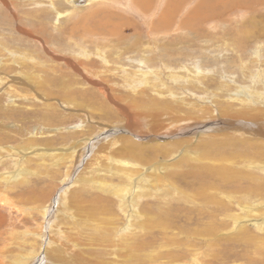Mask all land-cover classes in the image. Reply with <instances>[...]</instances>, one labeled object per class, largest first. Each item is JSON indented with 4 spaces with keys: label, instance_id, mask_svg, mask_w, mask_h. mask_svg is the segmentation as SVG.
<instances>
[{
    "label": "rangeland",
    "instance_id": "obj_1",
    "mask_svg": "<svg viewBox=\"0 0 264 264\" xmlns=\"http://www.w3.org/2000/svg\"><path fill=\"white\" fill-rule=\"evenodd\" d=\"M3 1L6 5H0V22H3L0 24V59L4 61L15 54L25 60L15 57L16 64L11 60L4 62L7 67H3L1 72L7 73L8 66L13 65L11 76L20 72L27 77H35H30L29 85L0 84V175L10 177L7 181L0 180V194L5 192L10 201L28 207L43 206L44 216L41 217L38 211L24 214L15 205H3L0 200V240L11 233H39L40 226L41 238L37 237L36 241L27 239V243L37 244L36 249L28 252L31 246L26 250L29 263L39 256L44 257L41 264L51 262L45 254L42 255L51 224H47L48 219L44 217L49 208L55 212L59 203H63V206L67 205L64 212L67 214L62 210L60 212L67 217L72 232L78 225L79 228L82 224L87 226L82 227L84 236L81 231L75 237L66 235L64 239L67 237L81 244L84 237L103 235V242L98 247L83 241L81 245L85 246L80 251L78 246L71 244L69 248L65 247L72 250L63 254L67 261L73 258V253L79 252L82 255L79 262L94 264H125L127 259H130V264H184L195 256L200 264H264V171L247 165L254 162L251 159L253 156H258L259 152L254 148H242V145L235 148L241 149L242 161L237 160L231 165L228 174L233 179L227 176L228 182L212 181L216 187L213 185L215 188L211 189V194L214 197L208 202L194 198L196 191L193 190L187 192L190 200L186 201L179 195V199L168 200L158 191L148 197L140 196L137 205L134 199L131 200L125 210L121 207L120 197H107L80 180L82 175H86L82 169L87 157H81L76 174L67 177V165L56 172L49 158L42 161L33 156L38 148L45 149L44 144L63 151L65 145L75 142L94 150L96 145L104 144V140L99 143L92 141L106 137L107 128L116 127L117 124L113 123L122 120L117 106L133 101L146 109L150 106L149 102L169 101L172 104L175 98L178 101L174 106L177 107L182 98L187 102L189 100L190 104L207 108L216 117L220 107L242 110L241 106L245 103L250 101L252 105L254 98L248 100L247 97L250 90L264 94V0H172L170 11H166V15L170 16L169 22L162 29V26L156 28V24L166 0H146L148 13L135 0H92L89 3L85 0ZM232 2L233 7L230 6ZM83 50L87 53L86 58L81 55ZM102 57L108 64L103 63ZM76 64L91 68V74L104 84L105 92L91 80L92 76H87ZM260 72L262 75L258 81H253ZM17 77L23 80V77ZM177 112L173 110V113ZM179 112L193 114L190 107ZM108 122L113 123L110 125ZM258 135L264 138V134ZM68 136H71V141ZM250 137L254 138V135ZM175 139L178 140V137ZM202 139L203 143H207L206 149L199 147L200 139L195 138L169 149L171 154L168 157L161 152L156 156L158 150L155 149L156 144L162 145L169 140L167 131L151 142H145L146 148L140 150L148 159V163L143 165L144 183L150 182L151 178L147 175L150 173L153 179L160 175L165 182L161 183L162 186L173 190L181 189L184 183L192 188L198 179L211 182L216 177L211 172L215 159L208 154L213 151L231 152L233 148L228 144L249 138L236 134L229 139L221 136L215 145L209 143V139ZM254 141L259 142V139ZM116 143L114 148L110 144L107 151L118 148L120 142ZM29 145H36L35 149L30 147L31 153L23 155L20 162L35 173L22 179L17 174L21 164L16 160L20 155L14 154V150L25 152L28 149L22 147ZM232 170L239 172L241 177H233ZM103 175L116 185L121 181L111 173ZM139 185L136 184L133 195L137 192L141 194ZM72 191L76 192V196L70 194ZM234 202L240 203L242 208L251 202L253 207L259 208L256 217L240 223L247 210H238ZM218 205H223V209H212ZM91 212H94L95 218L90 219V225L88 221L84 222V216ZM215 213L217 220L214 223L222 222L223 227L213 235H204L200 230L209 225L206 221ZM233 218H237L236 221H232ZM190 221L194 222L191 224ZM164 222L172 225L165 231ZM65 225L68 226L67 223ZM239 226L244 228L239 231ZM120 230L129 233L127 240L131 249L127 253L118 238ZM247 230L251 233L249 236L242 233ZM132 233L133 236L129 237ZM15 236L16 239L5 244L0 241V248L4 246L20 251L19 236ZM110 253H116L118 259H113ZM94 254L95 257H91Z\"/></svg>",
    "mask_w": 264,
    "mask_h": 264
},
{
    "label": "bare ground",
    "instance_id": "obj_2",
    "mask_svg": "<svg viewBox=\"0 0 264 264\" xmlns=\"http://www.w3.org/2000/svg\"><path fill=\"white\" fill-rule=\"evenodd\" d=\"M85 1H87L89 3V1H92V0H85ZM135 1L138 3V5H140L142 7L141 9L145 13L149 12L147 10V6H146L147 4H145L146 0L145 1L135 0ZM135 1H134V3H135ZM251 1H253V0H251ZM227 4H230V2L229 3L227 2ZM235 4H242V3H235ZM0 5H6L5 1L0 0ZM138 5H137V7L140 8V6H138ZM170 5L172 6V0H166L165 6L162 9V13L159 15L158 23L156 24L157 25L156 28H160V26H162L161 27V29H162L169 22L170 16L166 15V11L167 12L170 11V8H169ZM245 5H246V3H245ZM230 6L233 7L234 3L231 4ZM57 16H60V14L57 13ZM0 24H3V22L2 23L0 22ZM81 55L84 56L85 58L87 57V53L84 50L81 52ZM15 57H19L20 60H22V59L25 60L23 56H17L15 54H13V56L11 58L10 57L5 58L6 60H4V58H2L4 61H2L0 59V84H3L2 82H10V84H12V85H15L16 83H19V84L22 83V84L29 85L28 84L29 80L31 82L30 77H35V76L27 77V75H24V74L19 72L18 75L17 74L16 75L23 77V80H19V79H17L19 77H17L16 75L15 76L10 75V73H12L14 70L12 67L13 65L12 66L9 65L7 73L2 74L1 70L3 69V67H7V65L4 62L11 60L10 62H13V64H16L17 62L15 60L16 59ZM101 59L103 60L104 64H108V61L106 60L105 57H102ZM142 61H143V59H142ZM76 65L79 66L81 69H83L82 71L87 76H90V77L92 76L91 80L94 81V83L100 87V90L102 92H105L106 89H105L104 84L102 85L101 83H99V81L96 80L97 77L91 74V72H90L91 68H87L85 66H82L81 64H76ZM139 67H141V66H139ZM137 68H138V66H137ZM75 69H77V68H75ZM143 73L145 74V72H143ZM143 73H141V74H143ZM150 74H151V72H150ZM261 75H262V72H260V74H258V75H255L254 76L255 79H253V81H258V79ZM197 77H199V75H197ZM175 78H178V77L175 76ZM141 79H143V78H141ZM139 80L137 79V81H139ZM137 81H136V84H137ZM134 82L132 81V83H134ZM132 90L135 92V88H133ZM8 92L11 93V91H8ZM241 96H243V92H242ZM247 97H248V100H249V98H250V100L254 98V102L252 105L249 101L248 103H245L244 105L241 106L242 110L235 109L234 107L231 110H227L223 107H220V110L217 112V115H218L217 117L214 114H212V111L208 110L207 108L205 109V107H202L201 105L200 106L195 105L194 103L190 104V103H188L189 100L187 102L186 100H184L182 98H180V104H177L178 108L176 106H174L175 101H178L177 98H175L174 102L172 100V104L169 101L159 102V101L155 100V101L149 102L150 106L147 107L146 109L140 108L139 105L137 103H135L134 101L132 103H127L128 105L126 104V105L121 106V107H119V105H118L117 106V108H118L117 113L120 117H122V120H120V123H113L114 121L110 122L111 124L112 123L117 124V126L116 127H108L107 131L105 132L106 134H108L106 137L102 136L101 137L102 139H100V137H99L98 139L96 138L97 141H96V139H94L92 141V143H94V142L99 143L100 141L104 140V144L96 145L94 150H93L92 148L88 147V145L83 146V145H81L82 143H79V145H78V143L72 142L74 144H71L69 146L64 144L65 149H62L63 151H57L56 149L51 148L50 145L47 146L46 144H44L45 149L38 148L36 150V155H33V156L42 159V161L45 158H49L50 161H52L50 163L51 167L53 166V168L56 170V172H59L62 167H65L67 165L66 166V176L67 177H68V175L74 176L76 174L75 169H77V166H79L80 163L82 162V161L79 162L81 157H83V158L87 157V159L85 160V163L83 164L84 169H82V170H84V172H86V175H82L80 173V175H82L81 176L82 178L80 180H82L85 183V185H88V187L91 188L92 190L103 193V195L105 194L107 197H112V196L120 197L119 199L121 202V207L122 206L124 207L123 210H125V207L126 208L129 207V205H130L129 202L131 200L134 199L133 202L135 204L136 203L138 204L140 196L148 197V196H151L152 194H156L158 191H160L159 195H162L163 198H168V200L172 201V200L179 199V198H177V196L179 195V196H181L180 199H183L186 201V200H190L187 192L193 190V191H196V193L193 195L194 198H198V200L208 202L214 197L211 194V189L216 187L215 184H213L215 187L212 185V181H214L215 179H219L222 182L225 180L228 182L229 179L227 178V176L230 178V174H228V173L231 169V165L234 164V162L237 160L242 161L243 157L239 154L241 152V149L236 150L235 148L237 146L242 145L241 146L242 148H243V146H247L248 148H254L256 151H258L259 152L258 156L257 157L253 156V158H251L254 160V162L251 161L247 165H249L252 169H257V171H260V172L264 171V138L261 137L260 135H258V134H264V131H263L264 130V94L250 90L247 93ZM111 100L112 99H110V101ZM185 107H187V108L190 107V109L193 111V114H188V113L183 114V112L182 113L179 112L180 109H183ZM173 110H178V112L173 113ZM207 111H208V113H207ZM188 112H190V111H188ZM169 116H170V118H169ZM165 119H166V121H165ZM110 123L108 122L107 124H110ZM165 131H167V133H168L169 140L166 141V143H164L162 145L156 144L155 149L158 150L156 156H159L160 152H161L164 156L168 157L171 154V152H169V149L174 148L177 145L179 146L180 144L181 145H184V143L187 144L195 138L198 140L200 139L199 147L202 146L201 147L202 149L207 148V145H205L207 143H205V142L203 143L202 138H206L205 140L209 139L208 142L213 144V145L217 144V142H218L217 140L221 139V136L223 138L229 139L233 134H236L240 137L243 136V137H247L249 139H246V140L242 139L243 141L242 140L241 141H232V142L229 141L232 144H228V146L231 145V148H233L231 152H221V153L216 152V153H214V151H213V152H210V154H208V156H211V159L212 158L215 159L212 161L214 164V168H213L214 170L212 169L211 172L216 174V177H213V179H211V182H208L204 179L203 180L198 179V181L194 184L195 187H194V185H192L191 186L192 188H189V187H187L186 183H184V185H183V187H181V189L173 190L171 188H167V187L162 186V184H164L165 182L162 180L160 175L157 178L153 179V177H152L153 175L151 173L147 174L148 178H151L150 182H148L147 184L144 183L145 178L142 177V175L144 174L143 173V171H144L143 167H145L143 165H146V163H148V159L146 157H144L142 155V153H140V150H142L143 148H146V147H144L145 144H147L145 142H151L153 139L157 138L162 132H165ZM252 132H254L255 134H253ZM81 133H83V132H81ZM105 133H103V134L105 135ZM253 135H254L255 139L250 137ZM175 137H178V140L177 139L174 140ZM70 138H71V136H68L69 141H71ZM105 138H108V139H105ZM139 139L142 141H140ZM257 139H259V142L254 141ZM79 142H81V141H79ZM116 142H120V146H118V148H116V149H113L111 152H108L109 151V150L107 151L108 146L111 144V147H113L117 144ZM90 143H91V141H90ZM224 143H227V142H224ZM89 145H91V144H89ZM35 146L36 145H29L26 148L22 147V149H24V150L28 149L25 152H23V150L19 151V152L16 151L17 149L14 150L15 151L14 154L20 155V158H18L19 160H16L17 163L21 164L20 171L17 174L22 176L21 177L22 179L24 177H26V175H28V174H31V173L34 174L35 173V171H33V169L28 168L26 166H23L22 165L23 162H20V160L23 159V155L31 153V151H29L30 147H31V149H33V148L35 149ZM84 148L86 149V151H81ZM91 153H93V155L89 159L88 157H90L89 155ZM184 156H186L185 152H184ZM221 163H224V164L220 165ZM42 166H44V165H42ZM157 166H159V165H157ZM155 168L157 169V167H155ZM156 169H154V171ZM80 171H81V169H80ZM108 173H111L112 176L118 177L121 181L123 180V182L121 183V181H120L119 184H117V185L114 184L113 182H111V180L109 181L108 179H106V176L103 175V174H108ZM241 173H244V172H241ZM13 175L14 174H12L10 176H13ZM244 175H247V174L244 173ZM112 176H111V178H114ZM232 176L233 177L235 176L236 178L241 177L240 173L236 172L235 170H232ZM247 176H250V175H247ZM230 179H233V178L231 177ZM0 180H2V181L6 180L7 181V180H10V177H7L6 174H2V175H0ZM247 181H249V180H247ZM10 183H12V180ZM136 184L137 185L140 184L138 188H139V192L141 194H138V192H137L136 195H133ZM78 192H79V190H78ZM253 193L251 192V194H253ZM70 194H72V196H76V192H74V191H72ZM174 194H175V196H174ZM29 196H31V195L29 194ZM43 197H44V195H43ZM45 199H46V197H45ZM0 200L2 201L3 205H6V204H8L10 206L15 205L24 214L30 215V214H33L34 212L38 211V212H40L41 217L44 216V213L42 212L43 206H41L39 208L34 207V206L28 207L25 204L18 203V202L16 203V202H13L12 200L10 201L5 192H3L2 195L0 194ZM67 200H69V199H67ZM65 202L66 201H64V203ZM180 202L182 203V201H180ZM233 204H236V206L238 207L237 208L238 210H242V211L247 210L243 214L244 216H242L241 220L239 221L240 223L245 222V221H243L244 219L249 220V219H252L253 217H256V211L259 210L258 207H253V204L251 202L248 206H245L244 208L241 207L242 205L240 203L238 204V203L234 202ZM177 205L178 204H176V206ZM19 206H21V207L23 206V207L21 208ZM61 206L63 208H60ZM66 206H67L66 204H64V206H63V203H59V207L55 210V212H57V213H55L52 208L48 209L47 216L45 213L44 218L46 220L48 219L47 224H50V223L51 224L49 225V231H48L46 238H45V241L47 239V243L43 249L44 252L42 253V255L45 254L47 259L50 258L51 262L47 261L46 262L47 264H50V263H53V264H94V263H89V262H85V263L79 262L82 259V255H79V252L77 254L73 253L71 256L73 258H71V260L69 259L70 261H67V259L65 257H63V254L65 251L66 252L72 251L71 249H65V247L69 248L70 244L73 247L78 246L79 251H80L83 249L81 247H84L85 244H88L89 246H97L98 247L99 244L103 242V235H101V234H98L99 236L98 235L93 236L92 238L84 237V239L82 241L85 242V244L83 246L81 245L82 241L80 242L81 244L75 243L76 240L70 241L69 240L70 238H67L68 235H71V236L72 235L74 236L76 234L79 235V232H81L83 229L82 227H85L86 225L82 224L81 228H79L80 225H78L76 228H74L76 230L73 231L74 232L73 233L71 231L72 227L69 226L70 223H68V221L66 220L67 217L63 216V214L60 212L62 210L64 213L65 209L67 208ZM224 206L226 209L227 205L224 204ZM211 207H209V208H211ZM150 209H149V211H150ZM212 209L220 211L221 209H223V205H218L217 207H213ZM173 211H175V210L173 209ZM54 213H55L54 216L50 215V214H54ZM145 213L149 214V213H151V211L149 213H148V211H145ZM209 213H211V212H209ZM64 214H67V213H64ZM159 214H161V213H159ZM93 215H94V212L86 214L84 216V222L88 221L87 224H89L90 219L92 221V219L95 218V217H93ZM163 215H164V213H163ZM182 215H184V214H182ZM166 216H167V214H166ZM176 216H179V215L177 214ZM234 216H237V215L235 214ZM53 217H55L56 220ZM172 217H174V216H172ZM197 217L198 216H196V219H198ZM130 218H131V216H130ZM181 218H182V216H181ZM236 219L237 218H233L232 221H236ZM188 220H190V219H188ZM216 220H217L216 213H215V215L211 214V216L206 221V222H208L209 225L207 227L203 228L202 230H200V232H202L204 235H213V234L217 233L221 229V227H223V225H222V222L221 223H214V221H216ZM162 221L163 220H161V222L159 224H161ZM174 221H172V222H174ZM192 222H194V221H192ZM192 222L190 221L191 224H192ZM65 223H67L68 226H66ZM58 225L60 226L59 228H58ZM90 225H91V223H90ZM164 225H165L164 231L172 226V225L170 226V224L168 222H164ZM195 226H197V225H195ZM183 228H185V227H183ZM186 228H188V227H186ZM243 228H244L243 226H239V231L242 230ZM40 231H41V227L39 226V228H38L39 233L27 232V231H25L24 233L17 232L16 234L19 236L18 240H19L20 248H21L20 251H15L13 248H5L4 246L1 247L0 248V264H41L44 257L39 256L38 259L35 258V260L33 262L29 263L30 258H29V256H27V253L29 251L37 248V244L35 242L27 243L28 242L27 239L30 238L31 240L36 241L37 237L41 238ZM98 231H99V229L95 232V235L98 233ZM180 231H182V230H180ZM183 231H184V229H183ZM124 232H125L124 230H120V235L118 238L120 239L121 245L123 246V250L127 253L131 249V247H130L131 245L127 240V235L129 233L128 232L124 233ZM186 232H188V231L186 230ZM242 233L244 235H247V236H249L251 234L248 230L244 231ZM16 234L11 233L6 238H3L0 241H2V244H5L7 241H12L13 239H16V236H15ZM81 234L83 235L84 231H82ZM164 234H165V232H164ZM66 235H67V237L64 239V237ZM85 235H86V232H85ZM83 236H81V238ZM132 236H133V233L130 234L129 237H132ZM34 243H35V246H34ZM149 245H150V243H149ZM31 246H32V248L30 249ZM27 249H30V250H28V252H27L26 251ZM116 249L118 251H120L119 247H116ZM111 250L113 251L114 248H111ZM21 254L25 255L27 258L22 256ZM67 254H69V253H67ZM111 255L114 256L113 259H118L116 253H110V256ZM91 257H95V254L91 255ZM52 260H54V261H52ZM125 264H130V259H127L125 261ZM184 264H200V263L197 259V256H195L192 261L190 260L188 263H184Z\"/></svg>",
    "mask_w": 264,
    "mask_h": 264
},
{
    "label": "water",
    "instance_id": "obj_3",
    "mask_svg": "<svg viewBox=\"0 0 264 264\" xmlns=\"http://www.w3.org/2000/svg\"><path fill=\"white\" fill-rule=\"evenodd\" d=\"M82 2H85V1H82Z\"/></svg>",
    "mask_w": 264,
    "mask_h": 264
}]
</instances>
